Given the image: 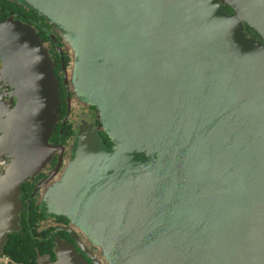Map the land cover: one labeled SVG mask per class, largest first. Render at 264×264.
Returning <instances> with one entry per match:
<instances>
[{"label": "water", "instance_id": "obj_1", "mask_svg": "<svg viewBox=\"0 0 264 264\" xmlns=\"http://www.w3.org/2000/svg\"><path fill=\"white\" fill-rule=\"evenodd\" d=\"M19 1L65 29L80 90L114 141L103 144L97 173L89 135L76 155L91 205L80 221L99 241L88 245L103 250L95 263L196 264L194 251L199 262L264 264V45L243 30L247 21L264 38V0H232L238 14L218 0H68L63 13ZM36 40L22 21H0V53L10 60L0 78L9 71L18 96L14 109L0 97V144L30 152L24 174L39 165L35 143L45 127L51 137L60 100L54 62L41 60ZM134 132L145 144H131Z\"/></svg>", "mask_w": 264, "mask_h": 264}, {"label": "flooded vegetation", "instance_id": "obj_2", "mask_svg": "<svg viewBox=\"0 0 264 264\" xmlns=\"http://www.w3.org/2000/svg\"><path fill=\"white\" fill-rule=\"evenodd\" d=\"M218 1L224 13H239L232 0ZM11 17L34 26L36 33L46 45L54 62L60 100L58 120L50 137L53 153L43 168L37 164L38 167L34 171L24 174V171L30 169L27 165L29 160L14 159L11 153H7L11 152V149H7L5 154L8 155L4 154L3 160V155H0V176L17 161L14 178L10 179L9 183L2 182L0 186V200L5 205V211L16 210L19 213L18 228L8 232L0 228V264H49L57 259L58 238L80 250L81 248L78 231L71 228V217L66 213L52 214L47 211L44 187L62 170L67 158L76 156L80 137L87 129L90 131L93 129L108 149L113 147L114 141L106 132L100 108L83 99L76 63L75 68L70 71L72 57L67 48L65 29L24 2L0 0V20ZM243 30L264 45L263 36L249 22L244 21ZM6 53H0V68L4 64L3 55L6 57ZM13 90V86L7 81L0 82V93L4 94L7 101L12 99L15 104L17 97L12 94ZM10 186L13 187L8 191ZM5 193L12 195L5 196ZM15 200L20 201L19 209ZM92 248L95 252L98 251L95 245H92ZM86 258L92 261L89 257Z\"/></svg>", "mask_w": 264, "mask_h": 264}, {"label": "rangeland", "instance_id": "obj_3", "mask_svg": "<svg viewBox=\"0 0 264 264\" xmlns=\"http://www.w3.org/2000/svg\"><path fill=\"white\" fill-rule=\"evenodd\" d=\"M46 1H47V4H45V5L47 7V11H49L48 7L52 8V11L55 13H58V12L60 13V11H62L61 13H63L66 10L71 9V4H69L68 0H45V2ZM67 2H68V4H67ZM90 2L93 3L92 0H85V4H90ZM83 8L80 9L77 6L73 7L74 10L81 11V14L79 15L80 17L86 18L87 13L85 11H82ZM96 8H97V5H96ZM58 16H61V15H58ZM68 16L69 15L65 16L64 19L61 18V21L65 22L66 20H68L67 19ZM8 19H10V20L12 19L14 21H20L21 22V20L15 19L13 17L8 18ZM8 19H6V20H8ZM26 25L29 27L31 32L34 34L35 27L30 25V24H26ZM67 26H68V28H70V21L69 20H68ZM68 31L70 32V30H68ZM7 35L8 34L6 33V36ZM6 36H4V37L6 38L7 41L12 40V38H14L13 40L19 39V37L18 38L14 37V35L7 36V37ZM31 36H33V35H31ZM37 36H38V34H37ZM66 42H67V48H68V50L71 54V57H72V66L70 68V71H71L72 69L75 68V63H76L75 59L77 57V54H76V50L74 48H72V46L70 45V41L67 39V37H66ZM86 42H84L85 46L88 47L90 44V41H86ZM35 43H36V46L40 48V51L36 50V53L38 55H41V60L47 59L48 62H50L49 66L51 67L52 66V64H51L52 58L48 52L46 45L43 43V41L41 39L36 40ZM100 45H101V43L99 41H97L96 46L99 47ZM93 46H95V45H93ZM28 47H29V45H28ZM91 48H90V50H92ZM0 52H2L1 48H0ZM3 60H4V64L0 68V72L7 70L8 64L10 63V60L7 59L5 57V55H3ZM79 73H80V68H79ZM80 75H82V72L80 73ZM7 79H8L7 82L13 86V89H14L13 92L14 93L12 92V94L17 97V101H18V96L16 94V87L13 85V82H12L13 77L9 71L7 72ZM2 81H3V78L1 77L0 82H2ZM52 87H53V85H52ZM47 90L48 91H45V90L44 91L46 93H49L50 83H48ZM0 97L3 99V101L5 103L6 102L10 103L11 106L13 107L12 109H14L17 106V102L14 104V101L12 99L7 101L5 99L3 93H0ZM83 99L86 100L84 98V96H83ZM54 103H55V99L50 100L48 102V104L46 105V108L44 110V115L48 119V121H47L48 125H49L50 115L52 114V111H53V104ZM91 130L92 131L87 129L84 132L85 136L89 135L86 138L85 142L87 143L88 147L90 148L89 150H92L95 152L91 155V158H90L91 159V172L97 173L96 170H94L92 168V166L93 165L100 166L103 162H105L102 159V150H103V144L104 143L102 142L100 136L97 133H95V131L93 129H91ZM47 134H48V127H45V129L43 130L42 137L40 138V140H38L35 143L37 145V150H38L36 152V157H37V159L39 158V167L40 168H43L49 162V160L52 156V153H53V146L50 142V137H48ZM133 137L134 138L131 139L132 140L131 144H135V145L145 144L141 141L142 137L139 136V134L137 132H134ZM2 145H0L1 150H2V152H0V155H3L2 160L5 158V155H8L7 153H11L12 157H14V159H17L18 161H25L26 160L25 154L30 153L28 150H24V151L20 150L17 152V145H15L12 147L13 149L11 152H7L5 154V152L7 151V149H6L7 147H5L4 145L2 146ZM27 146H29V145H27ZM21 147H26V146L22 145ZM82 150H83V148L81 149V151ZM80 156H81V154H80ZM80 156L78 154V156H74L71 159L67 158L65 160L64 167L62 168V170L59 171L53 178H51L50 181L44 187L43 195L46 198L45 201H46V207H47L48 212H50L52 214L66 213L71 217V220H72L71 228L78 231L77 233L80 236V240L78 242H79V246H80L82 251L80 249H78L77 247H75L74 245L58 238L57 239V259L55 261H52L49 264H72V262L75 263V262H78V260H81V264H85V262L88 264H96L95 260L102 263V256L99 255V251H103L101 249V247L97 245L98 251L95 252V250L92 248V244L88 245V243H90L89 240H91V241L93 240L96 244L99 243V241L96 240V238H95L96 236L92 233V228L86 222L80 221L81 217L84 216L85 213H89V211L91 210V205L88 204L87 193H86V190H87L86 185L88 184V182H87V180H86V183L80 182L78 179V176H77V173L79 171V165H78L77 160L79 159V160L83 161V158ZM143 156L147 157L149 160L151 159V156H147V152H144ZM76 158H77V160H76ZM16 163H17V161H14V164L8 170H6L7 172L3 173L2 176H0V186H1L2 182L5 181V179L7 177L15 174ZM84 178H85V176H84ZM105 180H107V177L105 178ZM133 184L134 183H132V185ZM124 186L125 185L122 184L120 186V188L122 189V188H124ZM94 190L97 193H104V192L108 191V189L100 187V186L94 188ZM114 191H116V189H114ZM0 194H1V192H0ZM17 199H18V195H17ZM15 204L17 205V208L19 209L20 201L15 200ZM18 205H19V207H18ZM4 206H5L4 203L0 200V228L3 231L8 232L10 230H14V229L18 228V226H19V221H18L19 215L18 214L19 213L16 210H9L8 212H13V214L12 213L8 214L5 212ZM93 216L94 215L92 214L91 217H93ZM85 255L87 257H89L92 261L90 262L86 258ZM194 255L196 258V264H215L214 261L211 260L210 258H209V260H202L201 262H199L198 258H197V256H199V255L198 254L196 255V252L192 251L191 252V258H194ZM187 264H192V262L189 261V262H187Z\"/></svg>", "mask_w": 264, "mask_h": 264}, {"label": "trees", "instance_id": "obj_4", "mask_svg": "<svg viewBox=\"0 0 264 264\" xmlns=\"http://www.w3.org/2000/svg\"><path fill=\"white\" fill-rule=\"evenodd\" d=\"M0 21H4V20H0ZM59 111V110H58Z\"/></svg>", "mask_w": 264, "mask_h": 264}]
</instances>
